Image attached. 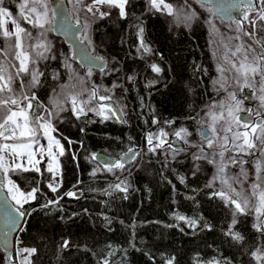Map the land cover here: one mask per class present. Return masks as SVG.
Returning a JSON list of instances; mask_svg holds the SVG:
<instances>
[{
  "label": "trees",
  "instance_id": "1",
  "mask_svg": "<svg viewBox=\"0 0 264 264\" xmlns=\"http://www.w3.org/2000/svg\"><path fill=\"white\" fill-rule=\"evenodd\" d=\"M8 1L10 10L16 11L20 0ZM126 11L128 17L121 19L111 9L110 16L91 25V42L108 60L98 78L99 95H107L103 92L113 86L125 123L88 112L55 125L53 133L66 147L61 187L53 193L45 175L36 172L14 176L21 188L39 191L35 200L21 208L26 215L15 236L13 261L5 263L0 252V264H102L104 257L109 264H166L173 258V264H264L252 255L264 250V229L255 227L259 224L256 214L237 212L233 224L234 205L214 195L221 189L210 181L211 174L189 173L191 153L182 157L158 151L143 154L149 133L168 121L175 126L195 125L215 101L211 88L215 61L202 15L186 28L169 26L164 17L148 10L146 0H130ZM140 27L151 52L137 49ZM65 48L58 46V59L37 61L43 75L33 90L36 111L48 105L53 78L59 76L61 85L66 81L61 60ZM151 64L161 71H152ZM61 85L59 99L71 115V103L61 95ZM129 148L141 152L148 168L140 171L138 162L134 164L126 176V192L109 187L124 175L92 174L93 154L119 157ZM70 191L79 195L67 196ZM49 200L57 202L49 204ZM177 214L196 221V226L177 219ZM229 228L243 239H234ZM33 248L36 252L31 256L23 252Z\"/></svg>",
  "mask_w": 264,
  "mask_h": 264
},
{
  "label": "snow or ice",
  "instance_id": "2",
  "mask_svg": "<svg viewBox=\"0 0 264 264\" xmlns=\"http://www.w3.org/2000/svg\"><path fill=\"white\" fill-rule=\"evenodd\" d=\"M80 3L81 0H76ZM200 8L205 9L212 15L217 13L225 14L229 21H235L236 31H243V35L250 38L251 43L245 44H232V40H239L240 36L224 37L221 36L214 43L217 46V51L221 53L218 56L217 71L220 73L218 79L213 83L218 85L217 91H225L227 98L222 99L218 104H214L212 108H219V113L209 109L206 115L211 118L212 138L208 133L202 132L201 135L206 142L208 149L219 148L218 152H209L205 154L204 149H200V155L195 159L201 157L207 158L211 156L210 163L216 162L217 175L213 177V181L219 180L222 189L214 195L219 196L227 203L234 205L235 212L233 213V224H235V213H244L252 210L257 215V218L261 221L255 225L258 230L264 229V161H258L256 167V179L251 183L248 191H237L234 184H241L243 187V181L240 177H229L226 172L225 156L224 153L229 150L228 146L231 144L233 148L243 153L248 152L249 155L255 154V150L259 149L260 153L264 155V122L260 125L249 124L248 122L242 123V117L239 115L241 111L240 101L237 99L235 92L229 91L228 80L233 79L237 83L241 80L245 86L251 87L250 81L259 77L260 96L259 99L264 106V38L257 37V20L261 22V36L264 37V10L256 9L257 15L252 16L253 0H229L227 4L216 3L215 0H193ZM193 2L190 0H180L178 3L169 2V0H147L148 10L165 13L168 17H171V24L174 26H184L190 28L193 21L198 19V13L193 7ZM130 0H91V3L85 4L84 8L86 12L90 14V20L97 18L104 19L111 15V9L119 10V17L126 19L128 12L126 6L129 5ZM259 5L264 8V0H258ZM4 0H0V17H10L11 12L3 7ZM101 6H106L108 10L101 11ZM20 16L28 24H31L34 28L41 30L45 29L47 24H50L57 15L55 10L49 11L48 0H20L19 3ZM233 12L242 13L243 19L237 20L233 17ZM247 21L251 25V29H244V22ZM15 28L13 31H8L6 28L0 30V37H3L4 42L7 44V48L3 51L9 53L18 64H13L11 61L6 63L11 64L16 68L15 74H12L5 64H0V137L5 140L11 139L16 141L12 144H4L0 146V173H3V179H0V188H6L8 195L15 202L18 207L15 208L16 213L21 217L26 213L21 211L24 204L29 203L37 198L36 194L39 191L37 187H33L28 191H24L20 186L9 177V173H23L29 171H35L41 173V169L38 165L43 160L41 155L40 160L35 159L36 153L33 151V145L37 143V133L42 132L48 139L47 156L50 158L46 164V171L52 174L51 180L48 182L47 187L53 192H57L58 188L62 184V173L60 181H57V172L60 170V163L58 156H64L65 150L60 141L50 135L49 129H52V123L50 117L53 112L48 111L47 115L44 112L34 110L33 101L36 100L35 92L32 91L39 85V77L43 75V72L38 71L36 65L39 59H48L47 53L51 51L50 45L46 41L44 33L41 32L38 37H33V34L26 28L21 27L20 23L16 19L11 21ZM77 23L80 21L77 20ZM209 27L212 29V35L218 32L216 26L211 20H206ZM88 27V23L85 24V28ZM65 31L71 32V24L64 25ZM140 45L139 49H142L145 53L151 52V49L143 41V28H139ZM24 38L29 40L35 39L36 42L29 44L27 47L24 45ZM259 46V48L255 46ZM215 54V53H214ZM55 59V56L51 57ZM90 64H95L96 61H101L98 65L101 72L105 71L107 62L103 57H88ZM31 65V67H30ZM65 68H70L69 64L64 65ZM151 70L159 73L160 67L156 64L150 65ZM228 73H232L231 77ZM29 76L30 79L25 82L20 80L19 89L13 87L16 78L21 75ZM92 75V69L89 67L87 76L90 78ZM55 78V77H54ZM131 79V77H129ZM75 81V83H73ZM78 89V90H77ZM61 95L64 99L70 101L72 113L79 118L81 114H87L88 112H94L97 116L107 120L115 118L122 121V109L114 105L111 95H99V89L96 85H92L89 89L85 86V78L80 76L75 71L69 73L68 83L61 85ZM101 101H107L108 103H100ZM51 103L54 108L63 111L62 101L57 98H53ZM40 107L39 104L36 105ZM259 115V113H257ZM223 121L221 130L224 135H220L217 131V123ZM153 124L157 121L153 119ZM167 123L171 124L172 121ZM241 129H243L241 131ZM54 130V129H53ZM8 135H5V134ZM228 134H231L229 137ZM167 135L163 129L158 133H149L146 136V142L150 146L149 151L155 152L156 148L162 147L167 141L164 137ZM174 135L178 138L184 139L187 143L186 137L189 135L186 128H180L175 131ZM154 141H159L154 144ZM239 142V143H237ZM69 144L72 142L69 141ZM59 149L58 154L53 152V146ZM43 152V149H40ZM128 153H132L130 159H135L137 153L133 149L129 148ZM125 153V156L128 155ZM7 154V155H6ZM11 158V163H9ZM21 158L27 161L26 166L24 163L18 162ZM75 159V157H73ZM92 159H96V155L93 154ZM228 163H238V161L229 156L226 158ZM124 163L119 159L112 161L111 163H105V170L113 172L115 169H123ZM93 175L95 170H93ZM195 174V173H193ZM42 175V173H41ZM242 176L246 180L247 173L242 170ZM181 182L183 179L181 178ZM79 183V181H78ZM211 186V183L210 185ZM110 188H114L118 191H127L126 180H120L114 185H110ZM67 196H75L74 192H67ZM55 200H49L48 203H56ZM46 206V205H45ZM177 219L187 220L189 226L195 227L196 221L190 220L183 215L177 214ZM8 223L11 226L16 225V217L11 212L8 213ZM229 234L236 240H242L243 237L239 233L232 232L229 228ZM68 246V241H64L63 247ZM24 253L27 256H31L36 252V249H24ZM252 255L257 260H264V250L258 249L253 252ZM27 256L25 260H27ZM173 259H169L166 264H173ZM102 264H109L106 257L103 258ZM212 264V262H210ZM218 264V262H217Z\"/></svg>",
  "mask_w": 264,
  "mask_h": 264
},
{
  "label": "rangeland",
  "instance_id": "3",
  "mask_svg": "<svg viewBox=\"0 0 264 264\" xmlns=\"http://www.w3.org/2000/svg\"><path fill=\"white\" fill-rule=\"evenodd\" d=\"M48 2H49V0H48ZM146 2H147V0H146ZM169 2H172L175 4V3L180 2V0H169ZM190 2H193V0H190ZM88 3H91V0H81L80 3H77L76 0H66V5H67V8H68L70 15L72 16L73 21L76 22L77 20H79L80 21L79 23L83 26V31L80 35V38L86 43L88 49L93 54L98 55L100 57H103L107 61V65H108L107 58L98 50V48H96L94 46L93 41L91 42V40H92V35H91L92 27H91V25L95 21L97 22L99 20V18H97L95 20H90V14H88L86 12V9L84 8V5L88 4ZM3 7L7 8L11 12L12 15L10 17H0V30H3V28H6L8 31H13L15 28V25H13V23L11 21H12V19H16L17 22L20 23L21 27L26 28L28 31H30L33 34L34 38L38 37L41 32L45 33L47 31V34H46L47 37L45 34H44V36L46 37V41L48 42V44L50 45V48H51V51L47 53V55L49 57L47 60L53 61L55 59H58V55H57L58 46L60 44L61 45H64V44L60 38L54 36L53 33L51 32L52 22L50 24H47L45 26V29H43V30H41L39 28H34L31 24H28L26 21H24L21 18L19 4L16 5V11H14V12H12L9 8V1L8 0H4ZM193 7L197 11L198 16L202 15L203 21H205L204 22L205 26H206L205 38H206L207 44L209 46L210 51L212 52V55H213V58L215 61L214 72H213V76H212V80H211V82H212L211 88H212V91L216 94V98H215L214 103L205 110V112L201 115V117L200 118L198 117L199 119L197 121V124H195V125L182 124L180 126L168 124L164 127L157 129L155 133H158L161 129H163L164 132L167 133V135L164 137V139L167 141V143H165L162 147L156 148L155 152L158 151L167 157H172V156L182 157L185 155H189L191 153V157L189 160V173L191 175H195V174H205L208 172L211 174L210 181H212V183H215L216 185L219 186L220 189H222V185L218 179L213 181V177L217 175V164L219 163V158H217L216 162H212V163L209 162V160L212 159L211 156H208L207 158L201 157L200 159H195L196 156L200 155V149L201 148L204 149L205 154H207L209 152L220 151V149L218 147L215 149H208L207 148L206 142L204 141V139L201 135L202 132L200 130L201 126H204L208 131L209 137L212 138L213 134L211 132V128L209 127L211 125L212 121H211L210 116L206 115V113L209 111V109H212L213 111L219 113L220 109L219 108L213 109L212 106L214 104H218V102L220 100L227 98V93L223 90L217 91L219 86L213 83V81L218 79L220 76V73L217 71V64H218V56L221 55V53L217 51V46L214 43V41H216L221 36H224V37L240 36L239 40H232L231 41L232 44H245L246 42L251 43L252 41L250 40L249 37L243 35V31L238 32L235 30L236 29V23L234 20L229 21V22L222 21L217 15L214 16V15L208 13L205 9L200 8L199 5H196L194 2H193ZM256 9L264 10V8H262L261 5H259L258 0L255 1V8L252 11L253 17H255L257 15V12L255 11ZM106 10H108L106 8V6H101V11H106ZM116 10L119 13V10L118 9H116ZM49 11L51 13L50 4H49ZM152 11H154V10H152ZM154 12H156V11H154ZM156 13H158V12H156ZM158 14H160L162 17L165 18L166 21H168L169 26H171V27L174 26L171 24V20H172L171 17H168L165 13H162V12H159ZM242 19H243V17H242ZM206 20H211L212 23L218 29V32L215 34V36L212 35V29L209 27ZM86 23H88L87 28H85ZM194 23H195V21H193L191 27L194 26ZM90 27H91V29H90ZM256 28H257V37L258 38H264L261 36V33H260L262 26H261V22L259 20H257ZM244 29H248V30L251 29V25L247 21L244 22ZM1 40L4 42L3 37H0V42H1ZM35 42H36L35 39L29 40L28 38H24L25 47H27L29 44H32ZM255 47L259 48V46H255ZM6 48H7V44L1 43V45H0V64H5V66L9 69V71L12 74H15L16 68L12 67L11 64H8L6 62L11 61L13 64H18V61H15L9 53L3 51V49H6ZM137 49H139V47ZM70 54H71L70 48H68L67 46L61 53V60L63 61V64L65 65L67 63L71 66L70 68H65V66L63 65L65 68L64 79H66V81L62 82L63 83L62 85L68 83L69 73L72 71H75L80 76H83L85 78V86H87L89 89L92 87V85H96L98 87V89H100L102 84H99L98 78L100 76V73H104L106 70L104 72H99V71L92 69V75L89 78L87 76V72H88L89 68H82L79 64H77L76 62H73L71 60ZM52 56H55L56 58L52 59L51 58ZM39 60L45 61V59H39ZM30 67H31V65H30ZM36 67L38 69V65H36ZM38 71H40V70H38ZM228 75L231 77L232 73H228ZM24 76L25 75L22 74L20 77L16 78L15 83L13 84V87L16 88L17 90L19 89L20 80L23 79ZM28 78H29V76H25V82H27L26 80H28ZM53 79H54V81H53L52 91L48 92V99H47L48 105L45 107V109H42V112H44L45 115H47L48 111L53 112V115L50 117V120H51L53 127H52V129H49V133L55 139L60 141V144L63 145L65 153H66L65 144L56 135H54L53 128L55 127V125L57 123H59V121H61L63 119L69 120V118L70 119L73 118L72 116H74V114L72 113L71 106H70V111L72 114L70 115V113L69 114L66 113L67 111H69V109H68V106L66 105L65 101H62V105H64V106H62L63 111H60L59 109L53 107L51 100L53 98L59 99V87L61 85L59 76H55V78H53ZM73 83H75V81H73ZM250 83H251V87H248V86L244 85L242 80L239 83H237L235 80L229 79L228 80L229 91L235 92L237 99L240 101L241 111L239 112V114L244 113V112H249V113L255 114L256 117L257 116H264V106H262V102L259 99V96L261 94L260 93V87H259V77H257L255 80L250 81ZM112 87L108 88V90L106 89L103 93L105 94L108 92L107 95H111L112 99L119 104L117 92L113 91ZM33 90H35V89H32V91ZM109 91H111V92H109ZM33 104H34V101H33ZM257 113H259V115H257ZM262 122H264V118H263ZM222 124H223V121L217 123V125H216L217 131L219 132L220 135H224L223 131L221 130ZM254 124H256V123L254 122ZM260 124H257V125H260ZM182 127L186 128L188 130V133H189V135L186 137V139L188 141L187 143H185L184 139L178 138L174 135L175 131H178ZM242 130L243 129H241V131ZM228 135H229V137L231 136V134H228ZM173 138H176L178 140V142L175 143ZM36 141H37V143L33 145V151L36 153L35 159L40 160L41 155H43L44 158L41 161V163L38 165V167L41 169L42 175H45L46 185H48V182L52 178V174L48 173L45 170L47 161H48V159H50L47 156L48 139L45 135H43L42 132H39V133H37ZM15 142L16 141H13V140L6 141V140L0 139V146H3L4 144H12ZM158 142L159 141H154V144L158 143ZM237 143H239V142H237ZM177 146H181V149H176ZM149 147L150 146H148V149L145 150L143 152V154H147L149 152ZM41 148L43 149V152H41V150H40ZM228 148H229V150L224 153V156H225L224 162L226 164L227 175L229 177H237L238 176L243 181V187H241V184H239V183L233 185V187H235L237 191H241V190L248 191L251 183L256 179L257 163H258V161H264V155H262L260 153L259 149L255 150V154L249 155L247 151H245L243 153L236 151L231 144H229ZM53 152H55L57 154L59 152V149L56 148L55 145L53 146ZM141 156H142L141 152L138 151L135 159H132L131 162L129 164L125 165L123 169H115L113 172L106 171L104 165L99 164L95 159H93V162L91 163V171L93 172V170H95V173H100V174H104V175H111L114 177H122L124 175L123 180H126V176L128 175L129 171L133 168V166L136 162H138V166H139L138 169L140 171H145L148 168L147 160L146 159H140ZM229 156L235 158L238 161V163H235V164L228 163L226 158ZM63 157L64 156H58L57 157L59 160V163H60V170L57 172V181H60V179H61L62 166H63L62 158ZM250 158L253 159L252 163H249L246 160V159H250ZM8 162L11 163V158H9ZM18 162L24 163L26 166L31 167L30 165H27V161L23 158L18 160ZM242 170L244 173H247V179L246 180L242 176ZM29 172H35V171H29ZM41 173H38V174L41 175ZM193 173H195V174H193ZM16 174L17 173L10 172L9 177L15 181L14 176ZM2 176H3V173H2ZM60 187L58 188V190L60 189ZM21 189L24 191H28L31 188H29V189L21 188ZM4 190L7 193V189L4 188ZM7 195H8V193H7ZM8 197L11 200V202L15 205V202L11 199V196L8 195ZM256 220L259 223L261 222L257 218V215H256ZM263 249H264V247H263ZM2 256L4 258V262L8 263L6 257L3 254H2ZM17 258L19 259V261L21 263V259L19 258V254L17 255Z\"/></svg>",
  "mask_w": 264,
  "mask_h": 264
},
{
  "label": "water",
  "instance_id": "4",
  "mask_svg": "<svg viewBox=\"0 0 264 264\" xmlns=\"http://www.w3.org/2000/svg\"><path fill=\"white\" fill-rule=\"evenodd\" d=\"M255 1L253 0V9L255 8ZM216 3H225L227 4L229 0H215ZM49 4L51 7V11L55 10L57 15L52 20L51 32L54 36L60 38L65 46L70 48L71 52V60L79 64L82 68H89L99 71L98 65L101 64V61H96L95 64H90L88 62V57H100L98 55L93 54L87 47L86 43L80 38V35L83 31V26L80 23L74 22L72 16L70 15L66 0H49ZM233 17L237 20H242V13L233 12ZM217 16L225 22H229L226 18L225 14L217 13ZM71 24L72 30L71 32L65 31L64 25ZM104 61H106L104 59ZM107 62V61H106ZM107 68V66H106ZM105 68V70H106ZM114 105L119 106L117 102L112 99ZM100 103H108L107 101H101ZM122 109V108H121ZM242 117V123L248 122L249 124H260L263 121L264 116H259L257 119L249 112H244L239 114ZM119 123L124 124V115L122 111V121L117 120ZM201 132L208 133L207 129L204 126L200 128ZM5 135H8L7 133ZM1 140H5L3 137H0ZM175 143L178 142L176 138H173ZM6 141H11L8 139ZM175 145V144H174ZM134 152H138L137 148H132ZM176 149H181V146H177ZM125 153H128L125 152ZM125 153L120 155L119 157H110L103 153H96V161L105 165V163H111L112 161L119 159L124 165H127L131 162L130 159L132 153H128L125 156ZM0 179H3L2 173H0ZM79 195V192H76V196ZM17 206L14 205L9 199L7 193L4 188H0V251L6 257L8 262H12L15 254V236L18 233L20 227L22 226L25 216L21 217L18 213H16L15 208ZM22 211V210H21ZM11 212L12 215L16 217V225L13 227L8 223V213ZM24 212V211H23Z\"/></svg>",
  "mask_w": 264,
  "mask_h": 264
},
{
  "label": "flooded vegetation",
  "instance_id": "5",
  "mask_svg": "<svg viewBox=\"0 0 264 264\" xmlns=\"http://www.w3.org/2000/svg\"><path fill=\"white\" fill-rule=\"evenodd\" d=\"M253 116H255V115L253 114Z\"/></svg>",
  "mask_w": 264,
  "mask_h": 264
}]
</instances>
